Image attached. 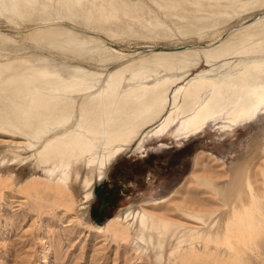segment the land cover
Wrapping results in <instances>:
<instances>
[{
    "label": "rangeland",
    "instance_id": "1",
    "mask_svg": "<svg viewBox=\"0 0 264 264\" xmlns=\"http://www.w3.org/2000/svg\"><path fill=\"white\" fill-rule=\"evenodd\" d=\"M89 1H83L84 8H73L72 21H57L59 0L42 2L49 7L48 14L12 21L0 14V64L3 54L15 56L29 48L27 52L37 51L59 65L105 75L157 51L191 46L201 59L196 67L176 71L178 76L188 73L176 84L179 88L212 69L203 55L220 33L240 30L264 16V6L243 12L232 9L255 0H232L229 4L221 0L218 5L201 0L205 11L195 17L200 23L188 12L168 11L166 18L147 0H123L149 6L157 13L165 29L155 34L151 31L155 25L144 30V21L130 22L121 15L114 20L108 17L106 22L92 11L93 21L89 22L85 13L91 7ZM175 14L184 16V21L179 23L172 16ZM214 23L217 25L210 28ZM92 30L102 33L101 37L93 35ZM41 31H71L72 36L82 39L93 36L104 42L106 50H102L112 59L104 61L91 53L72 52L85 50L83 45L64 51L38 43L34 36ZM260 58L235 56L227 61L232 67L239 61ZM150 76L148 84L156 75ZM131 84L125 81L123 88ZM174 89L169 92L170 98ZM170 108L167 106L159 119L108 162L102 177L95 171L89 173L95 164L87 168L78 162L76 167L71 166L64 185H59L58 171L53 173L50 165L39 162L36 154L43 144L29 148L26 137L0 125V264H264V109L234 124L215 118L188 138L174 139L169 132L155 137L154 130ZM85 179H92L89 187ZM97 188H101L107 205L102 213ZM181 210L212 217L200 222ZM142 215L182 227L161 244L152 245L146 239L147 243L138 247L135 241ZM195 235L199 237L190 244L188 239Z\"/></svg>",
    "mask_w": 264,
    "mask_h": 264
},
{
    "label": "bare ground",
    "instance_id": "2",
    "mask_svg": "<svg viewBox=\"0 0 264 264\" xmlns=\"http://www.w3.org/2000/svg\"><path fill=\"white\" fill-rule=\"evenodd\" d=\"M43 1L0 0V14L11 21L48 14L49 7ZM83 1L59 0V9L55 14L57 21L65 18L72 21L73 8L86 7ZM147 1L162 11L166 18L168 11L181 10L191 13L194 18L205 11L201 0ZM207 1L218 5L221 0ZM226 1L229 4L232 0ZM89 2L91 7L85 12L89 22L93 21L92 11H96L101 20L106 21L108 17L114 20L121 15L130 22L141 24L144 21L145 24L141 26L144 30H150L155 25L154 29L151 28L153 33L164 32L165 25L149 6L129 4L123 0ZM262 6L264 0H255L251 4L241 3L232 9L243 12ZM106 8L112 10L106 13ZM172 16H176L179 23L185 19L178 14ZM194 20L200 23L199 19ZM216 25L214 23L210 28ZM92 34L98 37L102 33L92 30ZM72 35L71 31H41L36 33L34 39L64 51H72L83 45L85 50L72 52L91 53L104 61L112 59L103 52L106 50L104 42H98L93 36L82 39ZM211 46L203 57L212 69L196 75L179 88L176 84L187 72L181 74V77L176 71L196 67L201 59L200 54L191 46L157 51L105 75L78 66L59 65L37 51L27 52L29 48L26 51L20 50L23 52L15 56L3 54L4 62L0 64V125L26 137L29 148L43 144L36 156L39 162L50 165L53 173L54 170L59 172V185L66 183L71 166L76 164V167L78 162L87 168L95 164V169L91 168L89 173L92 175L95 171L96 176L102 177L108 162L128 147L146 126L159 119L167 106L171 108L154 130L155 137L159 138L169 132L174 139L188 138L201 132L215 118L234 124L247 121L264 109V16L240 30L227 31L223 35L220 33ZM249 55L262 58L239 61L232 67L227 61L231 57ZM162 71L164 74L160 75ZM126 73L129 74L128 78L125 77ZM151 74L156 76L148 84L146 81L152 78ZM125 81L132 82L126 89L123 88ZM173 87L175 89L170 98L169 92ZM91 180L85 179L86 187H89ZM181 212L205 223L212 217L209 213ZM181 227L163 218L152 216L147 219L142 215L138 221L139 234L134 241L138 247L147 243V240L152 245L154 242L161 244ZM183 236L179 238L180 244ZM198 237L191 236L188 242L192 244ZM193 249L191 247L192 252Z\"/></svg>",
    "mask_w": 264,
    "mask_h": 264
},
{
    "label": "trees",
    "instance_id": "3",
    "mask_svg": "<svg viewBox=\"0 0 264 264\" xmlns=\"http://www.w3.org/2000/svg\"><path fill=\"white\" fill-rule=\"evenodd\" d=\"M101 188L96 189V194L98 195V209L100 213L106 208V201L103 198V195H100Z\"/></svg>",
    "mask_w": 264,
    "mask_h": 264
}]
</instances>
